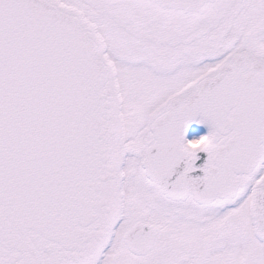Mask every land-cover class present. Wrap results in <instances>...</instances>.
<instances>
[{
  "label": "snow or ice",
  "instance_id": "1",
  "mask_svg": "<svg viewBox=\"0 0 264 264\" xmlns=\"http://www.w3.org/2000/svg\"><path fill=\"white\" fill-rule=\"evenodd\" d=\"M0 264H264V0H0Z\"/></svg>",
  "mask_w": 264,
  "mask_h": 264
},
{
  "label": "flooded vegetation",
  "instance_id": "2",
  "mask_svg": "<svg viewBox=\"0 0 264 264\" xmlns=\"http://www.w3.org/2000/svg\"><path fill=\"white\" fill-rule=\"evenodd\" d=\"M194 133H199V134H206L207 133V127L205 125H198L195 122H193L188 129V133H187V138H192ZM206 139V137H205ZM204 143V140H201L199 143V147H202ZM198 155L201 157V159L199 161H197V163H202L203 160L206 158V154L205 153H198Z\"/></svg>",
  "mask_w": 264,
  "mask_h": 264
},
{
  "label": "clouds",
  "instance_id": "3",
  "mask_svg": "<svg viewBox=\"0 0 264 264\" xmlns=\"http://www.w3.org/2000/svg\"><path fill=\"white\" fill-rule=\"evenodd\" d=\"M190 148L192 149H196L199 147V144H193V145H189Z\"/></svg>",
  "mask_w": 264,
  "mask_h": 264
}]
</instances>
